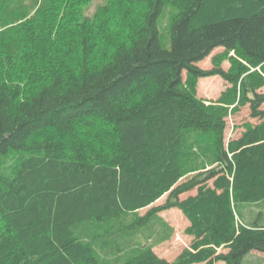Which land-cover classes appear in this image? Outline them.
Instances as JSON below:
<instances>
[{"label":"trees","instance_id":"1","mask_svg":"<svg viewBox=\"0 0 264 264\" xmlns=\"http://www.w3.org/2000/svg\"><path fill=\"white\" fill-rule=\"evenodd\" d=\"M92 1L0 0V264H264V0ZM170 208L193 238L174 261Z\"/></svg>","mask_w":264,"mask_h":264},{"label":"rangeland","instance_id":"2","mask_svg":"<svg viewBox=\"0 0 264 264\" xmlns=\"http://www.w3.org/2000/svg\"><path fill=\"white\" fill-rule=\"evenodd\" d=\"M108 0H93L90 5L85 8V13L87 16H93L96 10L105 5ZM176 15V10L171 7H166L162 16L159 19V29L161 33V40L163 48L170 50L172 47V39L170 32V23L172 19ZM117 18V16L115 17ZM116 22L113 27H116ZM223 49L219 48L215 50L210 57L202 61L199 65L204 69L212 68V58L217 53L222 52ZM225 69L230 67V62L225 61L223 64ZM225 80L221 77H209L202 78L198 82V95L210 102H217L222 94L226 91L228 87H230ZM234 107V106H233ZM232 107V108H233ZM264 108V106H263ZM257 122L255 119L251 118V112L249 107H242L240 111L233 112L228 118V128L226 131V140H230L232 138H236L240 136L243 131L242 125L245 122ZM196 190L190 193H186L181 196V199L186 198L190 194H195ZM168 199V195L163 196L159 199L153 206H163ZM150 207V208H151ZM150 208L143 209L141 212L144 215ZM264 210V208H261ZM257 205H252L245 207V214L250 217L252 220L256 213H259L261 210ZM159 215L172 227L173 232L171 239L167 241L159 242L158 239H154L152 242L155 244L154 251L158 256L165 257V259L169 261H174L176 257L187 247L191 245L192 238L185 234V229L188 225V219L183 214V212L178 208H170L166 210H162ZM259 216V215H258ZM246 222V221H245ZM1 226V224H0ZM249 259L252 262L259 261L262 259L264 261V254L261 253H252L249 256ZM122 260V259H121Z\"/></svg>","mask_w":264,"mask_h":264},{"label":"crops","instance_id":"3","mask_svg":"<svg viewBox=\"0 0 264 264\" xmlns=\"http://www.w3.org/2000/svg\"><path fill=\"white\" fill-rule=\"evenodd\" d=\"M189 225H190V222H188L187 227H188ZM187 227H186V228H187ZM191 238H192V237H191ZM192 240H193V238H192ZM192 240H191V241H192ZM160 257H161V256H160ZM161 258H165V257H161Z\"/></svg>","mask_w":264,"mask_h":264}]
</instances>
